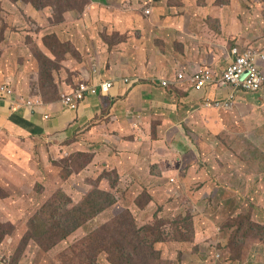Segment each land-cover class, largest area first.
I'll return each mask as SVG.
<instances>
[{
  "label": "crops",
  "instance_id": "0c3cea01",
  "mask_svg": "<svg viewBox=\"0 0 264 264\" xmlns=\"http://www.w3.org/2000/svg\"><path fill=\"white\" fill-rule=\"evenodd\" d=\"M101 1L106 6L115 3L118 8L84 9V21L56 26L55 34L72 47L66 50L59 62L60 70L53 71V76L58 87L67 86L66 91L79 82H112L109 92L99 91L71 110L58 101L47 102L30 95L29 88L22 89L13 81L0 84L7 85L15 95L40 97L47 105L12 110L0 96V201L14 204L18 191H13L21 188L24 192L25 180L28 188L42 181L41 157L51 155L49 134L61 127H67L65 136L74 151L93 156L91 166L105 167L113 162L119 187L134 190V204L142 213L155 202L141 192L146 193L148 187L162 188L160 175L167 172L169 181L180 183L174 186L178 189L195 181L197 172V177L203 174L193 141H203L207 133L213 135L210 132L221 133L231 127L233 141L248 137L254 149L263 151L264 131L247 134L243 125L256 121L258 103L252 99L255 94L264 95V87L258 92L234 91L232 106L217 109L206 107L203 102L226 101L230 87L213 83L196 91L189 83L175 81L177 73H189L198 67L210 68L219 76L233 60L234 46L264 51V0ZM97 5V0H89V7ZM147 8L149 14L144 12ZM248 9H254L256 15ZM242 15H248V19L242 20ZM260 66L264 70V61H260ZM67 80L74 85L68 86ZM162 80L169 81V85L162 86ZM44 114L50 115L48 119ZM97 142L108 143L111 153L116 149L114 145L119 146L120 155L110 154L107 146L97 148ZM187 155L195 159L187 161ZM31 166L38 175L33 180L28 177ZM82 171H73L72 181L88 180L86 174L80 176ZM131 205L128 200L121 211ZM0 264H6L2 248Z\"/></svg>",
  "mask_w": 264,
  "mask_h": 264
},
{
  "label": "rangeland",
  "instance_id": "374dc122",
  "mask_svg": "<svg viewBox=\"0 0 264 264\" xmlns=\"http://www.w3.org/2000/svg\"><path fill=\"white\" fill-rule=\"evenodd\" d=\"M97 1V8L89 7L88 2L81 9L83 0H54L57 10H53L55 8L51 6L36 8L34 0H0V84L13 81L22 89L29 88L30 95L40 96L48 102L58 101L60 93L65 92L67 86L58 87L54 98L44 99L40 86H37L38 78L35 80L40 64L35 47L38 46L44 53L41 42L43 35L55 33L56 26L61 23L84 21V9L118 8L115 3L106 6L104 1ZM248 11L255 14L254 9ZM242 16V20L248 19V15L246 18ZM59 67L58 64V71ZM24 80L26 83H23ZM66 82L68 86L74 85L70 80ZM253 96L252 101L264 104V95ZM258 104L256 121L252 125H243L247 134L264 131V107ZM66 130L67 127H61L59 131L49 134V153L52 156L41 157L44 165L43 169L39 168L42 181H36L38 184L33 183L28 188L25 180L24 192H21V188L13 191H18L13 199L14 204L0 201V221L5 223L4 231L8 233L0 242L6 264H59L57 255L60 251L71 244L79 246L75 242L85 239L89 245L80 247V250L82 259L88 264L90 261H93L92 264H264V149H254L248 137H241V141L235 142L231 127H225L221 133H207L203 141H193V147L201 159L203 174L197 177V172L195 181L178 189H174V186L180 183L172 182L173 179L170 182L167 172L160 175V180L164 182L163 186L159 185L162 188L148 187L146 193L141 192L153 197L155 202L142 213L134 204V190L125 189L123 185L119 187L120 178L116 176L113 162L105 167L91 166L89 162L93 156L88 152L74 151L66 139ZM55 142L58 144L55 145ZM96 145L105 149L108 143L97 142ZM114 147V153L109 152V147L107 151L120 155L119 146ZM18 148L17 145L16 150ZM158 148L163 150L165 147ZM68 149L71 151L68 152ZM194 159L192 155L186 156L187 161ZM53 160L60 161L55 163ZM81 170L84 171L80 176L86 174L89 179L85 181L81 178L83 183L72 181L73 171ZM28 177L32 180L38 177L34 166L28 171ZM5 179L2 178L3 181ZM97 187L112 192L115 202L53 247L46 245L48 242L50 244V239L46 244L43 239H40L43 240L42 244L34 239L32 229H28V220L40 206L49 215L46 206L57 198L54 194L56 190L78 201L89 189L95 190ZM145 199L146 196H143L142 200ZM128 200L132 202L130 208L133 211L130 208L121 211ZM137 204L141 205L140 202ZM7 218L12 220L6 221ZM121 224L130 230H137L139 236L148 241L147 245H142L140 256L133 261L127 260L121 249L111 243L115 229L120 226L119 231L122 233L124 230ZM148 225H153L155 229L146 234L139 230ZM33 228L41 231L38 226ZM154 236H160L161 241L152 242ZM103 243L107 245L101 248ZM247 250L246 256H240L243 251L246 254ZM66 260L63 264H83L76 256L71 260L66 256Z\"/></svg>",
  "mask_w": 264,
  "mask_h": 264
},
{
  "label": "trees",
  "instance_id": "16d2710c",
  "mask_svg": "<svg viewBox=\"0 0 264 264\" xmlns=\"http://www.w3.org/2000/svg\"><path fill=\"white\" fill-rule=\"evenodd\" d=\"M88 2L89 0H83L81 9H83ZM34 6L38 9L51 6L55 8L53 10H57L54 0H34ZM41 42L43 48L45 49L44 53L38 46L35 47V53L40 63L38 64L39 70L37 74L40 85L39 83L37 84L40 86L43 97L46 100L47 97L54 98L57 94L58 85L54 82L53 71L58 69V64L62 61L65 53L67 52L66 50H68V47L72 46L70 43L62 41L61 38L55 33H47L43 35ZM89 191L84 193L85 196L83 198L75 201L66 193H59L56 190L54 194L57 196V198L55 200H51L48 206H46V209L50 212L49 215L45 212V209L40 206L28 220V229L29 231L32 229L31 235L34 237V239L38 240L41 244L43 243V240L46 244V241L50 239V244L48 242L46 245L53 247V245L65 239L68 235L72 234L74 230L78 229L83 223L95 217L105 207H108L115 201L114 195L111 194L110 191H106L98 187L95 190L89 189ZM121 225L124 226V224ZM33 226H38L41 231L34 229ZM144 227L145 228L143 229L139 228V230L144 234L155 229L153 225ZM119 228L120 226L115 229L111 243L116 248L121 249V253L126 255L127 260L130 259V261H133L136 259V257L140 256V249L142 245H147L146 243H148V241L146 239L143 240L142 236H139V232L137 230H130L129 227H125L121 233ZM5 229V223L0 221V242L8 234L4 231ZM153 238L154 239L152 242L157 240L161 241L160 236H154ZM40 239L43 240L40 241ZM247 239L243 240V245L246 244ZM90 242L92 243V241ZM75 243H78L79 246H73L71 244L67 249L59 252L57 255V258H59V264H63L67 261L66 256L69 260H71L73 256H76L81 263L88 264L87 261L82 259L83 254L81 252L82 250H80V247H85V245L88 246L89 241L85 239ZM106 245V243H103L100 247L104 248ZM247 253L248 250L246 254L243 251L240 256H246ZM4 261L7 263L5 259ZM92 263L93 261H90V264Z\"/></svg>",
  "mask_w": 264,
  "mask_h": 264
},
{
  "label": "built area",
  "instance_id": "2783aa9c",
  "mask_svg": "<svg viewBox=\"0 0 264 264\" xmlns=\"http://www.w3.org/2000/svg\"><path fill=\"white\" fill-rule=\"evenodd\" d=\"M144 12L149 14L150 8ZM231 54L233 60L229 62L219 76L215 75L210 68L198 67L189 73H177L175 82L189 83L196 91H200L213 83L230 87L232 91L226 101L206 99L203 102L206 107L230 108L233 104L234 91L258 92L264 87V70L260 66V61H264V51L251 47L234 46L231 49ZM161 85L166 87L169 85V81L162 80ZM112 87V82H101L98 85L79 82L70 91L60 93L58 102L68 109L75 110L87 98L96 96L99 91L109 92ZM0 96L9 102V107L12 110L22 107L33 110L47 106L40 97L15 95L7 85L0 87ZM48 117L49 114H44L45 119Z\"/></svg>",
  "mask_w": 264,
  "mask_h": 264
},
{
  "label": "clouds",
  "instance_id": "9594fccd",
  "mask_svg": "<svg viewBox=\"0 0 264 264\" xmlns=\"http://www.w3.org/2000/svg\"><path fill=\"white\" fill-rule=\"evenodd\" d=\"M66 92V91H65ZM62 93V92H61Z\"/></svg>",
  "mask_w": 264,
  "mask_h": 264
}]
</instances>
